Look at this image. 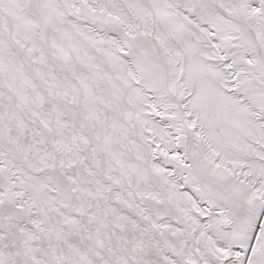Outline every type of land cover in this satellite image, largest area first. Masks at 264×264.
Instances as JSON below:
<instances>
[{
	"label": "snow or ice",
	"instance_id": "6c2138e0",
	"mask_svg": "<svg viewBox=\"0 0 264 264\" xmlns=\"http://www.w3.org/2000/svg\"><path fill=\"white\" fill-rule=\"evenodd\" d=\"M0 264H264V0H0Z\"/></svg>",
	"mask_w": 264,
	"mask_h": 264
}]
</instances>
